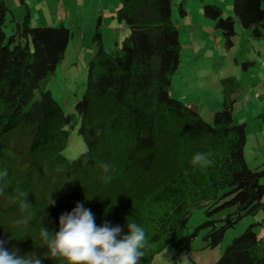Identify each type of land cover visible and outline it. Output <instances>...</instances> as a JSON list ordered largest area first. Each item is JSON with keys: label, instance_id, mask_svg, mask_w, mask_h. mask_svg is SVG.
<instances>
[{"label": "trees", "instance_id": "obj_1", "mask_svg": "<svg viewBox=\"0 0 264 264\" xmlns=\"http://www.w3.org/2000/svg\"><path fill=\"white\" fill-rule=\"evenodd\" d=\"M18 3L23 16L10 19L14 31L6 35L9 8L0 0V240L6 248L22 256L35 252L42 264H67L45 258L40 228L58 232L60 216L83 202L98 227L107 221L125 235L128 223L140 225L147 244L139 264H151L183 231L192 208L204 207L207 219L173 255L175 264L199 228H206L203 238L213 248L240 218L264 211V163L251 168L246 162L247 123L233 120V98L208 121L169 91L180 64L171 0H119L113 16L128 33L113 52L103 49L96 23L92 40L98 49L74 103L86 148L73 159L61 154L69 116L45 81L64 59L72 31L62 22L30 25L26 0ZM201 10L225 47L233 44L236 23L264 36V0H232L227 15L210 2ZM179 11L185 13L182 6ZM197 152L212 163L193 165ZM105 164L111 165L108 179ZM222 210L225 215L215 219ZM25 219L27 224L18 223ZM215 264H264L253 223L231 239Z\"/></svg>", "mask_w": 264, "mask_h": 264}, {"label": "rangeland", "instance_id": "obj_2", "mask_svg": "<svg viewBox=\"0 0 264 264\" xmlns=\"http://www.w3.org/2000/svg\"><path fill=\"white\" fill-rule=\"evenodd\" d=\"M33 1L35 2V0ZM74 1L75 6L71 7L72 21L71 23L68 21L64 23L73 32L65 51V57L57 65L54 73L45 79L46 87L51 90L53 97L69 116V123L66 125L68 137L61 150V154L67 159L77 157L86 148L77 131L79 118L74 110V103L80 98L86 85L87 63L98 49V45L92 40V35L96 27L97 15L101 14L98 0L93 2L92 0ZM206 2L221 6L223 15L229 14L232 10V0H171L172 21L178 25L183 44L191 42L192 46L198 49L199 55L196 63L199 66L194 65V68H191L193 67L192 62L187 59L192 58V55L182 50L181 59L187 61H184V66L180 67L181 65H179L173 75L174 79L169 91L174 97L183 94L184 97H187L183 100L185 102L194 100V104H198L197 112L202 118H207L208 121H210L209 112L222 107L223 95L227 94L230 101L232 100L231 97L238 94L237 100L240 99V101L234 105L233 120L235 122H247L248 132L256 130L255 119L251 117V113L255 110L264 111V88L255 89L252 86L264 79V54L258 55V53L251 51L250 43L242 34L245 29L238 24H235L236 34L232 38L234 45L231 47L224 46V38L220 31L217 36L218 33L215 34L213 30L202 29V25L213 24V20L206 18L201 12V6ZM5 3L9 11H7V20L3 30L8 35L14 31V23L10 21V10L15 16H19L22 13V8L17 0H5ZM179 6L187 11L186 15L180 13ZM35 11L36 14H40L44 9ZM186 18L194 24L192 28L195 33L194 36L191 34L192 39L187 36L189 28L185 22ZM60 22L61 20L56 23ZM32 24L31 22L30 25ZM99 30L101 32L100 42L106 52H113L119 48L121 37L117 38L118 43L115 45L110 30L104 29L102 25L99 26ZM190 53L192 52L190 51ZM225 77L228 78L223 80ZM195 83L196 86H194ZM227 87L231 90H227ZM251 89L252 92L249 93ZM252 138L255 141H260V138L254 133L253 135L250 134L248 150L250 146H254V144L250 145ZM258 145L260 144L258 143ZM261 181L264 182V176H262ZM223 190H220L219 194ZM203 208L198 206L192 208L183 231L154 254L151 264L171 263L173 255L193 232L194 227L207 219ZM226 212V210H222L216 213L215 219L224 216ZM250 223H253V229L259 237V246L264 250V211L260 208L256 213L245 215L233 226L228 227L221 241L213 248L207 247L203 238L206 228H199L189 241L190 249L187 252H181L175 264H215L225 246Z\"/></svg>", "mask_w": 264, "mask_h": 264}, {"label": "clouds", "instance_id": "obj_3", "mask_svg": "<svg viewBox=\"0 0 264 264\" xmlns=\"http://www.w3.org/2000/svg\"><path fill=\"white\" fill-rule=\"evenodd\" d=\"M192 163L207 167L212 161L206 153L197 152L193 155ZM103 168V178H110L107 173L111 165L105 164ZM50 204L54 205L55 201ZM23 206L28 205L25 203ZM28 222V219L18 221ZM59 225V231L54 234L46 227L40 228V236L48 249L45 258L61 259L67 264H139L144 256L146 233L140 225L128 223V233L125 235H122L121 226L113 227L107 221L98 227L94 214L84 207L83 202L77 203L70 213L62 214ZM6 243L0 240V264H42L37 253L22 256L19 249L6 248Z\"/></svg>", "mask_w": 264, "mask_h": 264}, {"label": "crops", "instance_id": "obj_4", "mask_svg": "<svg viewBox=\"0 0 264 264\" xmlns=\"http://www.w3.org/2000/svg\"><path fill=\"white\" fill-rule=\"evenodd\" d=\"M3 1L5 3V0H3ZM93 1H95V0H92V2ZM98 1H99V8H100L101 14L97 15L96 23L100 22V25H102L104 27V29L110 30V33H111V35L113 37L112 40L114 41L115 45H117V43H118L117 38L121 37V40H122V38L128 33V28L125 25V23L121 22V21H118L113 16L114 11L119 6V0H98ZM26 3H27V6L29 8V23L31 24V22H32L33 23L32 25L55 24L59 20H61L62 23H65L67 21L71 23V21H72V19H71L72 8L71 7L75 6V4H76L74 0H35V2L33 0H26ZM20 7L22 8V13L19 16H15L13 14L12 10H10L11 19H13L15 21L21 20V18L23 16V13H24V9H23V7L21 5H20ZM39 9H44V11L41 12L40 14L39 13L36 14L35 10H39ZM186 12L187 11H185L184 15H186ZM201 12H202V10H201ZM229 13H231V12H229ZM36 15H38V16H36ZM60 16H62V17H60ZM206 18H208V17H206ZM208 19H210V18H208ZM185 22H186V24L188 25V28H189V32L187 33L188 34L187 36L190 37L189 39H192L191 34L194 36V33H195L193 28H192V26L194 24H192L188 18H186ZM174 24H175V26L177 27V29L179 31V41H180V64L179 65H181L180 67H182L185 64L184 61H187V60L190 61L191 60L192 66H193L191 68H194V65H197L196 59H197V57L199 55L197 53L198 49L196 47L192 46L191 42L183 44V42L181 41L182 36H181L180 30L178 28V25L176 23H174ZM236 24H238V23H236ZM209 26H211V27H209ZM239 26L243 27V29H245V30L242 31V34L247 39V42L250 43L251 51L254 52V53H258V55H260L261 53L264 54V36H261V37L253 36L251 34V26H241V25H239ZM201 28L202 29L206 28L208 30H213V31H215V34L220 31L218 28L215 27L214 21H213L212 25H208V26L202 25ZM220 33H218L217 36ZM235 34H236V32H235ZM72 35H73V32H72ZM259 40H263V41H259ZM232 45H234V40H233V44ZM190 46H192L191 49H189ZM182 50H184L186 53L192 55V58L182 61V59H181V56H182V52L181 51ZM189 50L193 54L190 53ZM197 66H199V65H197ZM226 78H228V77L223 78V80H225ZM173 79H174V77H173ZM222 82L225 83L224 81H222ZM194 86H196V83L194 84ZM259 87L264 88V79H261L260 81H258L257 83H255L252 86V88H255V89L259 88ZM228 89L231 90V88L227 87V90ZM251 92H252V89L249 90V93H251ZM237 96H238V94L234 95V97H231L234 100L233 101V110H234L235 103L240 101V99L237 100L238 99ZM176 97L179 98L182 102L186 103L187 105H189L192 108L197 110L198 104L197 103L194 104L195 103L194 100H190V101H186V102L183 101L184 99H187V97H184L183 94L182 95L178 94ZM221 101H222L221 105H223L224 103L229 101L227 94L223 95V98H222ZM215 110H217V109H215ZM215 110L209 112L208 117L211 118L212 113ZM255 111L251 113V117H253L255 119V125L257 127H256V130H250V132H248V130H247L248 125H247V128H246V142H245V145H244L245 159H246V162H247L248 166L251 167V168H259L264 163V111L263 112H260L258 110H255ZM233 117H234V115H233ZM253 133L255 134V136H258L260 138V141L256 140L257 141L256 142L252 138V140L250 141V145L254 144V146H250L249 150H248L249 136H250V134L253 135ZM258 143L260 145H258ZM258 147H259V149H258ZM260 149L263 150V151L261 152Z\"/></svg>", "mask_w": 264, "mask_h": 264}]
</instances>
